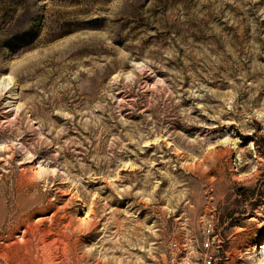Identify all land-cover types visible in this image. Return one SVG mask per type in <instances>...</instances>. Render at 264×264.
Returning a JSON list of instances; mask_svg holds the SVG:
<instances>
[{"label": "rangeland", "instance_id": "obj_1", "mask_svg": "<svg viewBox=\"0 0 264 264\" xmlns=\"http://www.w3.org/2000/svg\"><path fill=\"white\" fill-rule=\"evenodd\" d=\"M8 76L0 264H254L264 0H0Z\"/></svg>", "mask_w": 264, "mask_h": 264}, {"label": "built area", "instance_id": "obj_2", "mask_svg": "<svg viewBox=\"0 0 264 264\" xmlns=\"http://www.w3.org/2000/svg\"><path fill=\"white\" fill-rule=\"evenodd\" d=\"M221 248L220 241L216 235H207L201 242L200 255L193 247H188L184 253H178L173 247L166 249L165 264H216V256Z\"/></svg>", "mask_w": 264, "mask_h": 264}, {"label": "bare ground", "instance_id": "obj_3", "mask_svg": "<svg viewBox=\"0 0 264 264\" xmlns=\"http://www.w3.org/2000/svg\"><path fill=\"white\" fill-rule=\"evenodd\" d=\"M11 86L12 85H11L10 76L3 77L2 79H0V90H2V89L9 90ZM11 94L13 95V93H11ZM263 242H264V239L262 240V242L260 244H262ZM260 244H257V246H255L254 248L251 249V253H252L251 256L254 257L252 259V262L254 264H264V245H260ZM45 247H47V246H45Z\"/></svg>", "mask_w": 264, "mask_h": 264}, {"label": "snow or ice", "instance_id": "obj_4", "mask_svg": "<svg viewBox=\"0 0 264 264\" xmlns=\"http://www.w3.org/2000/svg\"><path fill=\"white\" fill-rule=\"evenodd\" d=\"M3 146H0V148H2ZM261 220H264V217L260 218ZM262 228H264V224L261 225Z\"/></svg>", "mask_w": 264, "mask_h": 264}]
</instances>
